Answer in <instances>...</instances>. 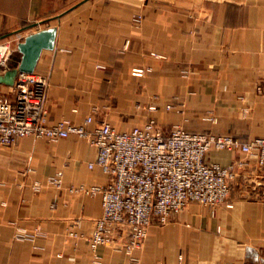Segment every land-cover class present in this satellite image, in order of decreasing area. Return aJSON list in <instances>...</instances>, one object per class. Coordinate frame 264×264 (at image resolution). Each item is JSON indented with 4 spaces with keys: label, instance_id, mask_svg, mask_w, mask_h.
<instances>
[{
    "label": "crops",
    "instance_id": "crops-1",
    "mask_svg": "<svg viewBox=\"0 0 264 264\" xmlns=\"http://www.w3.org/2000/svg\"><path fill=\"white\" fill-rule=\"evenodd\" d=\"M135 15L140 28L131 26ZM48 28L54 48L42 51L35 70L48 76L50 122L92 116V125L128 131L151 117L165 134L178 125L242 142L264 137V0H0V41ZM20 59L14 47L0 76H11ZM0 91L9 95L11 86ZM95 157L73 135L0 146V264H178L179 256L182 264H264V178L246 154L205 155L221 166L245 162L231 182L232 208L191 202L150 226L130 253L123 234L111 245L88 244L101 199L77 188L108 182L88 168ZM59 171L60 188L48 181Z\"/></svg>",
    "mask_w": 264,
    "mask_h": 264
},
{
    "label": "built area",
    "instance_id": "built-area-1",
    "mask_svg": "<svg viewBox=\"0 0 264 264\" xmlns=\"http://www.w3.org/2000/svg\"><path fill=\"white\" fill-rule=\"evenodd\" d=\"M132 20V27L140 28L141 16L135 15ZM24 38L25 35L17 34L0 41V70L7 69L13 48ZM11 74L10 94L0 91V146H13L24 137L53 142L73 135L96 149V157L88 168L98 167L108 182L77 188L101 199V215L87 238L91 249L111 245L123 234V247L130 253L143 245L150 226L166 224L172 214L181 212L191 202L212 209L219 205L232 208L231 182L244 169L245 162L234 160L226 166L207 163L205 155L210 150L246 154L264 178V137L242 142L229 135L196 132L177 125L165 134L151 117L128 131H118L105 121L92 125V116L79 125L68 119L50 122L43 108L48 76L37 70ZM132 74L142 76L144 70L134 69ZM256 89L262 92L260 85ZM171 107L166 105L167 110ZM155 109L148 107L149 111ZM48 181L60 188L62 172ZM260 198L264 200V194ZM79 225L80 220L76 219L72 226ZM68 234L77 236L72 230ZM15 237L24 238V233L18 230ZM178 264H182V256L178 257Z\"/></svg>",
    "mask_w": 264,
    "mask_h": 264
},
{
    "label": "water",
    "instance_id": "water-1",
    "mask_svg": "<svg viewBox=\"0 0 264 264\" xmlns=\"http://www.w3.org/2000/svg\"><path fill=\"white\" fill-rule=\"evenodd\" d=\"M56 32L48 28L27 35L18 45L21 59L16 71L31 73L35 70L38 59L44 50L54 48ZM0 84L12 86L13 76H0Z\"/></svg>",
    "mask_w": 264,
    "mask_h": 264
},
{
    "label": "rangeland",
    "instance_id": "rangeland-1",
    "mask_svg": "<svg viewBox=\"0 0 264 264\" xmlns=\"http://www.w3.org/2000/svg\"><path fill=\"white\" fill-rule=\"evenodd\" d=\"M132 23H133V20L131 21V26H132ZM134 28V27H133ZM209 119V121L210 122H212L213 124H215V120L213 119V118H208ZM178 126V125H177ZM180 127H182V126H180ZM184 128V127H183ZM207 133H209V132H207ZM211 134H213V133H211ZM214 135H216V134H214ZM230 136V135H229ZM233 137V136H232ZM238 139V138H237Z\"/></svg>",
    "mask_w": 264,
    "mask_h": 264
}]
</instances>
